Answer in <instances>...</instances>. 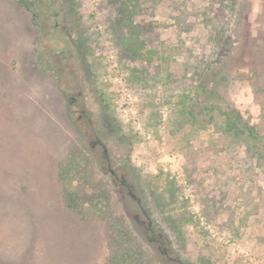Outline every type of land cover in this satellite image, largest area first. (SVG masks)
Segmentation results:
<instances>
[{"label": "rangeland", "instance_id": "rangeland-1", "mask_svg": "<svg viewBox=\"0 0 264 264\" xmlns=\"http://www.w3.org/2000/svg\"><path fill=\"white\" fill-rule=\"evenodd\" d=\"M20 1L0 0V264H106L120 227L146 263L167 264L134 221L109 169L119 176L118 165L183 261L264 264V166L220 118L186 123L182 114L203 56L221 64L220 86L264 130V0L226 12L221 47L196 14L210 0H186L184 28L164 7L138 15L162 58L137 63L120 60L104 0ZM135 65L153 75L144 86L131 80ZM76 91L92 127L76 119ZM83 129L98 133L108 157Z\"/></svg>", "mask_w": 264, "mask_h": 264}, {"label": "trees", "instance_id": "trees-1", "mask_svg": "<svg viewBox=\"0 0 264 264\" xmlns=\"http://www.w3.org/2000/svg\"><path fill=\"white\" fill-rule=\"evenodd\" d=\"M104 1L109 10L112 40L118 48L120 60L126 63H137L139 60L152 62L156 57L162 58L159 49L147 47V42L142 38L143 25L136 22L138 15L148 12L155 15L160 8L164 7L167 14L181 28H184L182 27L184 25H190L187 23L189 9L186 0ZM20 2L23 3L22 0ZM216 4L218 7H215ZM236 4L237 0H210L208 5L199 8L200 12L196 13L202 16V22L209 32L210 40L219 47L225 43L228 29L225 25L218 26V23L221 21L225 23L226 12H233ZM189 28L184 30H190ZM222 69L221 64L215 60H208L203 56L196 58L189 78L195 83L192 92L190 91L193 97L189 95L190 93L186 94V100L190 103L183 102L182 114L186 123H195L199 117H203L204 124H212L217 118H220L224 130L243 141L247 146L248 155L256 159L258 165L264 166V130H259L258 126L251 121L252 113L228 98L226 90L220 86L223 81ZM93 74L95 75L94 72ZM131 77V80L138 82V86H144L153 75L144 67L135 65L131 69ZM261 91L264 98V89L262 88ZM261 113L264 120V106ZM62 175L65 178V174ZM166 178L167 186H169L167 188L169 200L173 202L178 198V193L176 189H173L171 179ZM74 195L77 193L66 189L65 196L69 206L76 208ZM112 231L115 248L106 264H153L151 261L146 263L144 250L141 245H135L127 228H114Z\"/></svg>", "mask_w": 264, "mask_h": 264}, {"label": "water", "instance_id": "water-1", "mask_svg": "<svg viewBox=\"0 0 264 264\" xmlns=\"http://www.w3.org/2000/svg\"><path fill=\"white\" fill-rule=\"evenodd\" d=\"M120 170H122V173L116 177L117 181L124 188L126 202L134 221L143 231L146 238L155 245L162 259L167 264H188L173 252L169 239L156 229L155 223L143 207L141 199L136 196L134 187L128 180L126 169L121 168ZM132 200H136L135 205L131 202Z\"/></svg>", "mask_w": 264, "mask_h": 264}, {"label": "flooded vegetation", "instance_id": "flooded-vegetation-1", "mask_svg": "<svg viewBox=\"0 0 264 264\" xmlns=\"http://www.w3.org/2000/svg\"><path fill=\"white\" fill-rule=\"evenodd\" d=\"M56 25H58V20H56ZM68 98H69V101L72 105L76 106L77 109H76V119L79 121V122H84V123H87V124H90L91 127L93 126L92 122H93V118L91 116L88 115V111L87 109L84 107L83 103H82V92L81 91H76L75 93H72V92H69L68 93ZM74 111V110H73ZM83 131L88 135V137L91 139L93 145L95 143H99L102 147V150H101V153L104 157H108V148L105 144L102 143V141L100 140L99 138V135L98 133H96L94 131V129H92V131H89L87 132L86 130L83 129ZM94 147V146H93ZM123 168L122 166H117V169H121ZM110 169V172L113 176L117 177V170L116 168H109Z\"/></svg>", "mask_w": 264, "mask_h": 264}]
</instances>
